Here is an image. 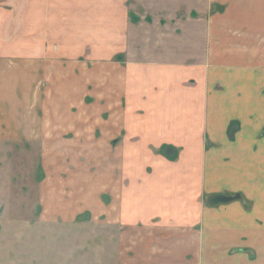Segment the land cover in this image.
Segmentation results:
<instances>
[{"label":"crops","instance_id":"0c3cea01","mask_svg":"<svg viewBox=\"0 0 264 264\" xmlns=\"http://www.w3.org/2000/svg\"><path fill=\"white\" fill-rule=\"evenodd\" d=\"M225 1L0 0V155L27 148L28 176L32 148L54 154L29 192L45 217L106 216L193 264H264V54L219 33ZM68 138L83 169L60 161Z\"/></svg>","mask_w":264,"mask_h":264},{"label":"rangeland","instance_id":"374dc122","mask_svg":"<svg viewBox=\"0 0 264 264\" xmlns=\"http://www.w3.org/2000/svg\"><path fill=\"white\" fill-rule=\"evenodd\" d=\"M233 1L236 3L230 4L231 1L227 0L223 3L228 2L229 5H216L210 11L212 15L216 11V16L229 19L219 33L233 35L235 38L231 44L241 49H254L264 54V0H259V4L258 0H246L242 6L241 0ZM233 5L236 7L233 8ZM99 76L101 78L102 74ZM89 122H85V129L89 128L90 133L87 134L90 138L85 139L88 145L95 140L90 131V126L95 124ZM66 143L68 152L62 154L60 161L77 163L81 169L85 164L84 158H89L87 163L91 162L90 153H69L72 147L74 149L70 144L74 143L73 139L68 138ZM12 148L14 150L0 155L7 159L4 163L0 162V264H193L190 250L175 246L149 249L140 243L139 235L134 237V242H130L129 231L125 234L127 230L124 227H115L113 219L106 216L93 218L88 214L71 223L66 219L57 221L45 217L39 197H33L29 192L33 183L36 187L43 182L44 171L39 164L56 161L55 156L48 155L45 151L48 148L39 143L30 151L29 161L25 160L30 164L27 166L28 176H24L26 170L22 171L24 161L21 158L27 155L23 150L28 149L16 145ZM101 157L97 162L106 164V155ZM210 199H205L207 205ZM127 235L129 240H125ZM128 244L130 249L126 248ZM228 252L240 255L244 251L235 249Z\"/></svg>","mask_w":264,"mask_h":264},{"label":"water","instance_id":"95a60500","mask_svg":"<svg viewBox=\"0 0 264 264\" xmlns=\"http://www.w3.org/2000/svg\"><path fill=\"white\" fill-rule=\"evenodd\" d=\"M237 200H243V197L241 195H236L234 197L225 196V195H216V196H211V199L208 200V205L215 207V206H220L221 204H228L232 201H237Z\"/></svg>","mask_w":264,"mask_h":264}]
</instances>
